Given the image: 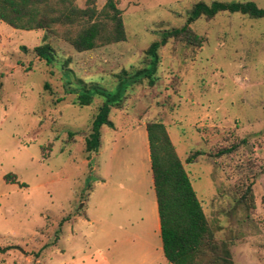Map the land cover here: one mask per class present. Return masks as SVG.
Returning <instances> with one entry per match:
<instances>
[{
  "label": "rangeland",
  "instance_id": "1",
  "mask_svg": "<svg viewBox=\"0 0 264 264\" xmlns=\"http://www.w3.org/2000/svg\"><path fill=\"white\" fill-rule=\"evenodd\" d=\"M114 1L126 38L90 51L62 36L78 25L24 31L0 21V264H168L151 214L148 122L164 125L233 264H264V18L223 12L191 23L200 45L160 47L155 84L127 89L109 112L113 128L102 126L87 153L102 99L80 106L81 86L113 90L115 75L144 67V51L195 3L239 0ZM44 43L49 65L33 52Z\"/></svg>",
  "mask_w": 264,
  "mask_h": 264
},
{
  "label": "trees",
  "instance_id": "2",
  "mask_svg": "<svg viewBox=\"0 0 264 264\" xmlns=\"http://www.w3.org/2000/svg\"><path fill=\"white\" fill-rule=\"evenodd\" d=\"M96 0H86L80 9L74 0H0V21L18 30L49 31L54 25L80 26L75 34L63 32V38L78 52L90 51L101 45L124 41L126 32L121 11L114 0H107L97 11ZM237 13L250 19L264 18V8L253 1H212L195 3L187 13L185 23L179 28L164 30L159 39L144 51L147 63L134 70H121L115 75L113 90L97 84L82 85L77 96L80 106H87L96 96L102 104L95 114L90 131L84 139L87 153H95L100 146V128H113L109 120L111 108H118L129 87L145 82L153 86L157 80L158 50L169 40L184 41L199 46L201 38L193 33L189 25L201 17L211 19L219 13ZM35 55L46 65L54 59V50L47 44L33 49ZM150 155V168L159 218V237L162 255L168 264H233L226 245L214 240L202 207L196 197L182 162L174 151L164 125L148 122L145 126ZM197 152L186 159L190 164ZM5 178H9L6 175ZM3 249H1L2 251Z\"/></svg>",
  "mask_w": 264,
  "mask_h": 264
},
{
  "label": "crops",
  "instance_id": "3",
  "mask_svg": "<svg viewBox=\"0 0 264 264\" xmlns=\"http://www.w3.org/2000/svg\"><path fill=\"white\" fill-rule=\"evenodd\" d=\"M147 138H145L141 143H143L142 145L145 147V152H144V156L145 158L147 159L148 163H149V174H150V192H152V190L154 191V188H153V181H152V176H151V168H150V155H149V148H148V142L146 140ZM154 197H155V193H154ZM151 214L153 215L152 217L155 218L156 220V223H155V228H156V231L159 233V218H158V211H157V203H156V199L155 201L153 200V209H151ZM160 250L162 252V249L160 247Z\"/></svg>",
  "mask_w": 264,
  "mask_h": 264
}]
</instances>
